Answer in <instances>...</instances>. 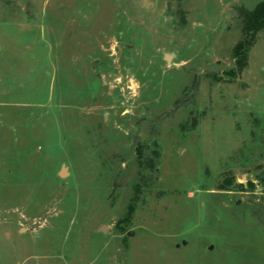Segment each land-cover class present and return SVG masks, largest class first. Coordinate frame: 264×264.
Returning a JSON list of instances; mask_svg holds the SVG:
<instances>
[{
    "label": "rangeland",
    "instance_id": "374dc122",
    "mask_svg": "<svg viewBox=\"0 0 264 264\" xmlns=\"http://www.w3.org/2000/svg\"><path fill=\"white\" fill-rule=\"evenodd\" d=\"M261 1L0 0V264H264Z\"/></svg>",
    "mask_w": 264,
    "mask_h": 264
},
{
    "label": "trees",
    "instance_id": "16d2710c",
    "mask_svg": "<svg viewBox=\"0 0 264 264\" xmlns=\"http://www.w3.org/2000/svg\"><path fill=\"white\" fill-rule=\"evenodd\" d=\"M242 31L245 36L236 47V68L238 73H241L248 63V54L264 32V0L259 2L253 9H242ZM196 86V83H194ZM139 162L144 166L143 153L139 152ZM148 167L157 171L158 166L150 163Z\"/></svg>",
    "mask_w": 264,
    "mask_h": 264
},
{
    "label": "water",
    "instance_id": "95a60500",
    "mask_svg": "<svg viewBox=\"0 0 264 264\" xmlns=\"http://www.w3.org/2000/svg\"><path fill=\"white\" fill-rule=\"evenodd\" d=\"M165 58L169 61L170 60V55L169 54H165ZM67 169H66V167L64 166L63 167V169H62V171H61V174L62 175H65L66 174V171Z\"/></svg>",
    "mask_w": 264,
    "mask_h": 264
}]
</instances>
